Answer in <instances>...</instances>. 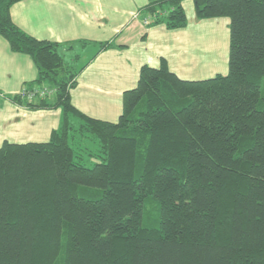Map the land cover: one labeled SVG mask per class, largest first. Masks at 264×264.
<instances>
[{"label":"trees","instance_id":"trees-1","mask_svg":"<svg viewBox=\"0 0 264 264\" xmlns=\"http://www.w3.org/2000/svg\"><path fill=\"white\" fill-rule=\"evenodd\" d=\"M19 1L0 0V36L33 60L29 88L56 94L11 101L63 119L48 142L0 147V264H264V0H194L198 20H230L228 73L145 65L116 123L73 106L64 45L15 25ZM182 3L149 0L148 26L186 28ZM74 132L99 141L94 166L75 162Z\"/></svg>","mask_w":264,"mask_h":264},{"label":"crops","instance_id":"crops-1","mask_svg":"<svg viewBox=\"0 0 264 264\" xmlns=\"http://www.w3.org/2000/svg\"><path fill=\"white\" fill-rule=\"evenodd\" d=\"M148 2L22 0L11 7V18L29 36L63 44L77 74L76 87L70 90L73 106L88 117L116 123L123 113V96L137 87L145 65L157 68L165 59L187 81L228 73L229 19L198 20L194 0H183L186 28L148 26L151 20L143 12ZM101 43L112 47L101 50ZM37 77L33 60L14 53L0 36V147L5 142H48L61 127V109H30L11 101Z\"/></svg>","mask_w":264,"mask_h":264},{"label":"rangeland","instance_id":"rangeland-1","mask_svg":"<svg viewBox=\"0 0 264 264\" xmlns=\"http://www.w3.org/2000/svg\"><path fill=\"white\" fill-rule=\"evenodd\" d=\"M74 123L78 124L77 120H74ZM74 136V137H73ZM70 143L75 151V162L84 164L87 167H92L100 161V150L101 145L97 139L92 137L88 133H78L74 132L71 135ZM157 205L154 201H149L147 204V216L150 218L151 223H154L157 218ZM146 221L148 219L146 218Z\"/></svg>","mask_w":264,"mask_h":264},{"label":"built area","instance_id":"built-area-1","mask_svg":"<svg viewBox=\"0 0 264 264\" xmlns=\"http://www.w3.org/2000/svg\"><path fill=\"white\" fill-rule=\"evenodd\" d=\"M149 23H150L149 21H146V24L149 25ZM55 94H56L55 88L44 86L42 88L25 87L18 93L17 96L23 100L33 102L39 99H46V98L52 97Z\"/></svg>","mask_w":264,"mask_h":264}]
</instances>
